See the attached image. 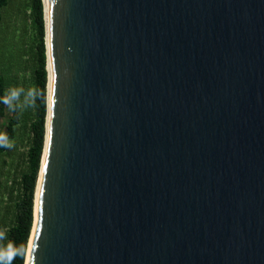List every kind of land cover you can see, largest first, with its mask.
<instances>
[{"label": "water", "instance_id": "water-1", "mask_svg": "<svg viewBox=\"0 0 264 264\" xmlns=\"http://www.w3.org/2000/svg\"><path fill=\"white\" fill-rule=\"evenodd\" d=\"M43 2L25 264H264V0Z\"/></svg>", "mask_w": 264, "mask_h": 264}, {"label": "trees", "instance_id": "trees-1", "mask_svg": "<svg viewBox=\"0 0 264 264\" xmlns=\"http://www.w3.org/2000/svg\"><path fill=\"white\" fill-rule=\"evenodd\" d=\"M12 0H0V22L3 21V8ZM21 8L18 18L13 16V26L20 20L18 28L23 38V57L19 67L10 70L0 68V99L6 90L23 87L25 90L35 86L43 92L35 108L23 112L11 111L0 103V117L3 118L4 130L14 142L18 137L19 127L29 121L31 140L27 150V165L18 178L10 176L12 148L0 147V230H6L7 239L0 241L5 246L12 241L15 246L24 245L28 249L29 239L34 224L35 192L38 182L42 154L45 145L47 116V49L46 24L43 0H19ZM13 11L14 9L12 7ZM17 33L16 27L13 28ZM23 99V97H21ZM17 184V186H16ZM26 256L14 259L12 264H25Z\"/></svg>", "mask_w": 264, "mask_h": 264}, {"label": "rangeland", "instance_id": "rangeland-1", "mask_svg": "<svg viewBox=\"0 0 264 264\" xmlns=\"http://www.w3.org/2000/svg\"><path fill=\"white\" fill-rule=\"evenodd\" d=\"M12 7L16 10L13 11ZM20 8L21 5L19 0H12L6 8H3L4 18L3 21L0 22V68H5L6 71L12 69L13 67H16L17 71L19 62L25 60L22 53L23 38L20 34L21 28H18L20 20H16V25L14 26L11 24L13 23L14 12H16L15 16L18 18ZM14 27H16L17 33L14 32ZM3 120L4 119L0 117V132H3L4 130ZM31 136L30 124L27 120V122H23L20 125L18 137L14 141V146L11 150L10 176L13 178H18L27 165V150L30 144Z\"/></svg>", "mask_w": 264, "mask_h": 264}, {"label": "clouds", "instance_id": "clouds-1", "mask_svg": "<svg viewBox=\"0 0 264 264\" xmlns=\"http://www.w3.org/2000/svg\"><path fill=\"white\" fill-rule=\"evenodd\" d=\"M43 92L35 86L25 90L23 87H13L6 90L0 103H3L11 111L23 112L28 108H35L36 102L43 96ZM23 97V99H21ZM14 142L6 132H0V147L12 148ZM7 239L6 230H0V241ZM28 249L24 245L15 246L12 241H8L6 246L0 243V264H12L17 257H25Z\"/></svg>", "mask_w": 264, "mask_h": 264}, {"label": "bare ground", "instance_id": "bare-ground-1", "mask_svg": "<svg viewBox=\"0 0 264 264\" xmlns=\"http://www.w3.org/2000/svg\"><path fill=\"white\" fill-rule=\"evenodd\" d=\"M45 1V7H46V11H47V0ZM47 52H48V70H49V76H48V100L50 99V92H51V76H52V69H51V61H50V44H49V38L47 36ZM48 106L50 108V102H48ZM49 121V116L47 117V124ZM40 184H41V174L39 176V180H38V185H37V190H36V196H35V218H36V214H37V203H38V197H39V190H40ZM33 235V233H32ZM32 242V236L30 238V243L29 246L31 245Z\"/></svg>", "mask_w": 264, "mask_h": 264}]
</instances>
